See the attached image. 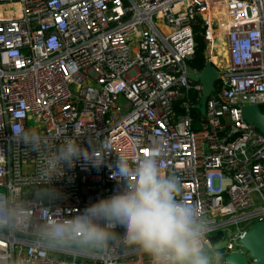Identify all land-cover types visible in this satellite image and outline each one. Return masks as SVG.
<instances>
[{"label": "built area", "instance_id": "obj_1", "mask_svg": "<svg viewBox=\"0 0 264 264\" xmlns=\"http://www.w3.org/2000/svg\"><path fill=\"white\" fill-rule=\"evenodd\" d=\"M199 28L204 64L218 74L204 107L187 65ZM251 105L264 113V0H0V198L29 208L22 228H0V264L150 263L52 244L40 229L111 196L119 164L133 168L153 150L180 182L177 199L206 219L204 245L221 232L215 251H236L264 222V136L241 116ZM14 126L39 134L41 149ZM65 136L102 162L65 166L52 199L41 168Z\"/></svg>", "mask_w": 264, "mask_h": 264}, {"label": "clouds", "instance_id": "obj_2", "mask_svg": "<svg viewBox=\"0 0 264 264\" xmlns=\"http://www.w3.org/2000/svg\"><path fill=\"white\" fill-rule=\"evenodd\" d=\"M13 135L33 150L42 147V137L35 131L14 126ZM102 157L75 137L65 136L44 158L41 175L47 187L41 192L55 198L56 191L48 185L64 175L65 166L72 167L80 158L99 166ZM117 172L119 188L111 196L67 220L43 225L40 234L52 244L75 242L113 252L123 261L129 251H135L150 264H218L219 252L204 245L206 219L177 199L180 182L174 175L162 174L158 150L138 158L133 168L119 164ZM14 197L0 198V228L20 229L29 223V208Z\"/></svg>", "mask_w": 264, "mask_h": 264}, {"label": "water", "instance_id": "obj_3", "mask_svg": "<svg viewBox=\"0 0 264 264\" xmlns=\"http://www.w3.org/2000/svg\"><path fill=\"white\" fill-rule=\"evenodd\" d=\"M217 71L205 64L198 72L189 73L188 78L201 86L203 101H206L217 80ZM242 118L264 136V113L258 106H245L241 109ZM238 250L221 257L222 264H264V222L250 225L237 240Z\"/></svg>", "mask_w": 264, "mask_h": 264}, {"label": "trees", "instance_id": "obj_4", "mask_svg": "<svg viewBox=\"0 0 264 264\" xmlns=\"http://www.w3.org/2000/svg\"><path fill=\"white\" fill-rule=\"evenodd\" d=\"M201 29L196 30V52H195V57L188 61L187 65L190 69L200 71L204 67V60H203V55L202 51L204 48L203 45V38L200 35ZM191 114L195 117V119H198L200 117V108L198 106L194 107L191 111ZM226 234L218 232V233H213L209 236V240L212 244H216L220 241L225 240ZM219 253L222 252V250L218 251Z\"/></svg>", "mask_w": 264, "mask_h": 264}, {"label": "rangeland", "instance_id": "obj_5", "mask_svg": "<svg viewBox=\"0 0 264 264\" xmlns=\"http://www.w3.org/2000/svg\"><path fill=\"white\" fill-rule=\"evenodd\" d=\"M204 103L205 101H203V107H204ZM30 125H34V122H29ZM228 239V236L227 238ZM225 244H226V240H223V241H220L218 242L217 244L213 245V250L217 249V248H221V249H224L225 248ZM238 250V249H237ZM150 264V263H148ZM218 264H222L221 262V255L219 254V261H218Z\"/></svg>", "mask_w": 264, "mask_h": 264}]
</instances>
